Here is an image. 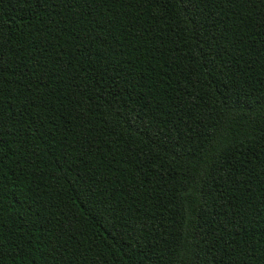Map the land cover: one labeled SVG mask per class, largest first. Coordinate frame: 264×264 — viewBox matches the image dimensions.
I'll return each mask as SVG.
<instances>
[{"label":"trees","instance_id":"1","mask_svg":"<svg viewBox=\"0 0 264 264\" xmlns=\"http://www.w3.org/2000/svg\"><path fill=\"white\" fill-rule=\"evenodd\" d=\"M0 264H264V0H0Z\"/></svg>","mask_w":264,"mask_h":264}]
</instances>
